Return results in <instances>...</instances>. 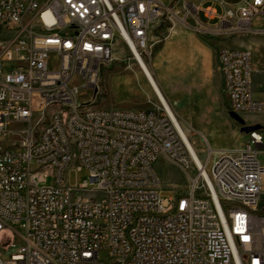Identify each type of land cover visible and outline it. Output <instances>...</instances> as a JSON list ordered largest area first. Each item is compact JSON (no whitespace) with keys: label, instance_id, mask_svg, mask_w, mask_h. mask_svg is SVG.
I'll list each match as a JSON object with an SVG mask.
<instances>
[{"label":"built area","instance_id":"built-area-1","mask_svg":"<svg viewBox=\"0 0 264 264\" xmlns=\"http://www.w3.org/2000/svg\"><path fill=\"white\" fill-rule=\"evenodd\" d=\"M172 19L202 37H264V0H0V264H264V121L199 164L159 97L93 106L118 43L143 56ZM218 69L229 112L264 115L252 52L221 49ZM160 157L187 174L184 192L161 196Z\"/></svg>","mask_w":264,"mask_h":264},{"label":"rangeland","instance_id":"rangeland-1","mask_svg":"<svg viewBox=\"0 0 264 264\" xmlns=\"http://www.w3.org/2000/svg\"><path fill=\"white\" fill-rule=\"evenodd\" d=\"M163 1L167 6L173 7L179 0ZM217 1L223 2L227 7L237 8L241 5L243 0ZM187 2L200 5L202 2L206 1L187 0ZM179 8L182 9L181 3L177 6V9ZM218 8L220 10V7ZM163 17H166V12ZM204 39L215 49L213 77L216 80L213 91L208 97V103L205 109L206 112H204L205 116H203L204 118H179L175 114L176 119L182 126L190 143L196 149L199 158L203 162L208 159L209 144L212 148L226 147L230 145L231 141L235 142V139H232V132H237L240 136L243 134L240 131V126L228 115L227 97L219 90L221 86V77L218 69V55L223 47V43L226 42L227 46L231 49H238L241 48L239 47V42H248V45L251 47L250 51L252 52L256 69L254 78L255 92L259 93L261 91L260 85L264 87V37L245 36L231 39L205 37ZM164 43L165 37L158 36L157 39L149 43L146 53L142 56L152 73L155 60H159V51L162 49ZM142 73L143 71L139 63L135 60L132 52L120 41L115 47L114 62L103 67L100 71L96 85L98 93L97 102L93 106L100 110L135 109L134 104L140 102L142 99L144 102L147 100L145 91L150 93V88L147 86L146 80L141 77ZM131 92L133 94H131ZM91 94L93 95V93H83L79 98V102H86ZM261 98H264V95H262ZM246 121L247 123L264 121V115L249 117L246 118ZM209 131L215 135L213 138L209 136ZM244 145V143H241L238 149L243 148ZM212 151V158H214L215 151ZM261 152L260 157L264 165V150H261ZM155 170L162 182L161 196L163 198H170L173 196L175 194L173 189L174 191L176 190V192H184L187 189V174L179 166L166 158L160 157L158 159L155 164ZM190 175L194 176L195 174L194 172H190ZM88 180L89 173L86 170L73 172L70 176V181L73 185L81 184ZM101 258L104 259V254H101Z\"/></svg>","mask_w":264,"mask_h":264},{"label":"crops","instance_id":"crops-1","mask_svg":"<svg viewBox=\"0 0 264 264\" xmlns=\"http://www.w3.org/2000/svg\"><path fill=\"white\" fill-rule=\"evenodd\" d=\"M205 1L212 2V0ZM158 36L165 37V43L159 51V60H155L153 75L170 108L179 118H204L208 97L216 81L213 77L215 49L206 42L205 37L177 19H172V22L165 21L155 28L149 36L150 42ZM238 44L241 47L238 49L250 50L251 48L246 41ZM222 45L221 49H231L226 42ZM141 77L146 80L150 93L145 91L147 100L144 102L142 99L137 102L134 108L150 110L159 104V98L143 73ZM220 77L219 90L226 95L221 74ZM208 134L212 138L215 136L211 131ZM231 135L235 142L231 141L229 146L212 148L209 144V148L215 151L214 157L221 151L236 150L241 143L246 144L248 141L244 133L240 136L237 132H232Z\"/></svg>","mask_w":264,"mask_h":264},{"label":"bare ground","instance_id":"bare-ground-1","mask_svg":"<svg viewBox=\"0 0 264 264\" xmlns=\"http://www.w3.org/2000/svg\"><path fill=\"white\" fill-rule=\"evenodd\" d=\"M166 10H158V17H163L164 14H165ZM133 54H134V58L135 60L139 63L145 77L147 78V80L149 81L150 80V84H152V88L153 90L155 91L156 93V96H158L162 101L163 103L165 104V106H167V108L170 110V112L172 113L175 121L177 122L178 124V127L180 129V131L182 132L184 138L186 139V141L188 142L190 148L192 149V152L194 154V156L196 157V160L198 161L199 164H202L201 160L199 159L198 155L196 154L192 144L190 143L186 133L184 132L182 126L180 125V123L178 122V120L176 119V116L175 114L173 113L172 109L170 108L167 100L165 99L162 91H161V88L159 87L158 83L156 82L155 78H154V75L152 73V71L150 70V68L148 67V65L146 64V62L144 61L143 57L141 56V54L139 53V51L135 48V46L133 45ZM148 76V77H147ZM149 78V79H148Z\"/></svg>","mask_w":264,"mask_h":264},{"label":"water","instance_id":"water-1","mask_svg":"<svg viewBox=\"0 0 264 264\" xmlns=\"http://www.w3.org/2000/svg\"><path fill=\"white\" fill-rule=\"evenodd\" d=\"M229 116L233 121H235L240 126V131L246 135H249L251 132H254V131L262 130V126L248 125L247 121L243 117L239 116L238 114L234 112H229Z\"/></svg>","mask_w":264,"mask_h":264}]
</instances>
